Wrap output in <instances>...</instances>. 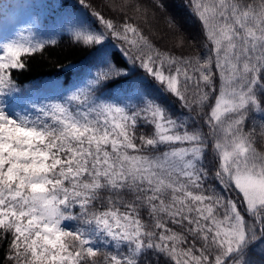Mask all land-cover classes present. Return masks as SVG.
Listing matches in <instances>:
<instances>
[{
    "label": "snow or ice",
    "instance_id": "obj_1",
    "mask_svg": "<svg viewBox=\"0 0 264 264\" xmlns=\"http://www.w3.org/2000/svg\"><path fill=\"white\" fill-rule=\"evenodd\" d=\"M94 5L76 0L62 23L93 60L56 95L33 99L12 78L55 41L0 32L5 264H264V0H184L204 38L196 57L156 47L127 0L118 22ZM162 10L134 8L146 20ZM145 77L184 111L159 103Z\"/></svg>",
    "mask_w": 264,
    "mask_h": 264
},
{
    "label": "trees",
    "instance_id": "obj_2",
    "mask_svg": "<svg viewBox=\"0 0 264 264\" xmlns=\"http://www.w3.org/2000/svg\"><path fill=\"white\" fill-rule=\"evenodd\" d=\"M125 2L126 0H95L94 6L106 18L118 22L124 16V13L119 10L120 5ZM141 2L148 5V0H127V3L132 6L126 8L127 15L132 17L130 22L138 25L161 51H171L173 54H180L182 51L187 57L202 56L205 53L201 43L204 38L200 24L184 6V0H164L166 10L157 12L155 18L149 12L147 20L142 13L134 11L135 5ZM61 3L65 4L63 9L59 8ZM75 3L76 0H0V32L22 33L26 37L30 36L34 42L36 40L55 41V43H46L42 52L25 57L26 68L24 70H13L12 78L16 82L17 88L22 92L33 95H56L58 93L56 85L76 84L78 82L77 72L87 73L93 60V57L88 54L91 49L74 43L71 33L62 27L67 13ZM76 7L79 8V5L76 4ZM168 17H171L179 25V32L169 28ZM30 25L31 32L27 31ZM188 28L194 29L195 34L189 33ZM181 33L185 38L183 49L175 48V38ZM108 42L117 48L122 44V41L114 40L111 37ZM115 62L118 66L124 63L119 53L115 56ZM66 65H71V68ZM165 74H168L167 69H165ZM142 76H144L143 71L138 70L132 73L128 79L135 80L136 77ZM145 81L153 95L159 97V103L167 106L176 115L184 111L180 108V103L173 97L166 96L159 90L158 85L153 87L155 82L150 77H145ZM107 94L105 92V95ZM191 95L190 92L189 96ZM205 111L207 112L208 109ZM200 123L202 124L203 120ZM204 131H207L206 127ZM140 132L150 136L154 133V128L141 127L137 129V133ZM255 146L258 151H264V141L258 139ZM225 195L239 201L235 192L225 193ZM141 216L147 221L148 212L142 210ZM11 239L10 234L6 238L0 235V264H5L4 257L9 252ZM254 259L259 264V258Z\"/></svg>",
    "mask_w": 264,
    "mask_h": 264
},
{
    "label": "rangeland",
    "instance_id": "obj_3",
    "mask_svg": "<svg viewBox=\"0 0 264 264\" xmlns=\"http://www.w3.org/2000/svg\"><path fill=\"white\" fill-rule=\"evenodd\" d=\"M189 33H194L195 34V30L194 29H191V28H188V30H187ZM166 75V74H165ZM41 96H45V94H35V95H33V99H37V98H39V97H41Z\"/></svg>",
    "mask_w": 264,
    "mask_h": 264
}]
</instances>
